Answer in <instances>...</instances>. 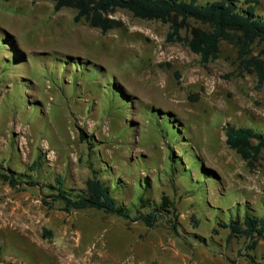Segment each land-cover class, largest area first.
<instances>
[{
    "label": "rangeland",
    "instance_id": "rangeland-1",
    "mask_svg": "<svg viewBox=\"0 0 264 264\" xmlns=\"http://www.w3.org/2000/svg\"><path fill=\"white\" fill-rule=\"evenodd\" d=\"M76 14L0 0V164L20 180L0 177V264H264V238L250 250L220 225L264 217V150L251 167L225 132L264 133V86L236 46L203 64L166 41L170 22L117 9L103 33ZM92 176L131 218L53 199L57 177L76 196Z\"/></svg>",
    "mask_w": 264,
    "mask_h": 264
},
{
    "label": "trees",
    "instance_id": "trees-1",
    "mask_svg": "<svg viewBox=\"0 0 264 264\" xmlns=\"http://www.w3.org/2000/svg\"><path fill=\"white\" fill-rule=\"evenodd\" d=\"M50 1L54 2L57 11L64 7L76 9L77 21L85 18L91 26L100 28L103 33L124 25L122 20L110 16L117 9H126L141 19L170 22L166 41L186 43L199 55L203 64L219 58L221 41L226 40L236 46L242 69L256 74L258 88L264 86V16L257 13L259 0H246L245 6L239 4L240 0H215L207 3H199L197 0ZM190 20H194L195 24H190ZM184 28L186 35L182 33ZM225 132L228 145L236 150L249 166L254 167L264 150V133L252 127L231 124L226 127ZM14 174V171L5 169L0 164L2 180L12 187H17L20 180L16 179ZM57 182L59 183L57 194L52 196L54 200L64 202V210L67 212L96 208L131 218L130 209L117 201L112 187L100 177H89L85 182V188L76 196L70 195L64 189V182L60 177H57ZM168 203L170 199L164 195L159 208L167 210ZM157 210L154 209L147 214L140 213L138 219H143L147 225L153 226ZM220 225L230 229L229 238L246 237L249 240L247 248L250 250H254L264 238V217L256 215L249 207L242 217L237 215L236 218Z\"/></svg>",
    "mask_w": 264,
    "mask_h": 264
},
{
    "label": "bare ground",
    "instance_id": "bare-ground-1",
    "mask_svg": "<svg viewBox=\"0 0 264 264\" xmlns=\"http://www.w3.org/2000/svg\"><path fill=\"white\" fill-rule=\"evenodd\" d=\"M16 228V227H15Z\"/></svg>",
    "mask_w": 264,
    "mask_h": 264
}]
</instances>
